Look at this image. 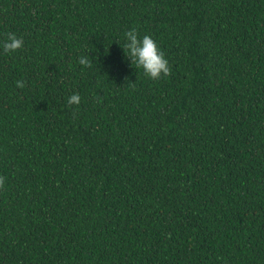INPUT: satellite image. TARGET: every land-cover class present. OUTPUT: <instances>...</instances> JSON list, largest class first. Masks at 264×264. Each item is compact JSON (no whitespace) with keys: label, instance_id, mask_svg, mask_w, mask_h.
I'll return each instance as SVG.
<instances>
[{"label":"trees","instance_id":"1","mask_svg":"<svg viewBox=\"0 0 264 264\" xmlns=\"http://www.w3.org/2000/svg\"><path fill=\"white\" fill-rule=\"evenodd\" d=\"M0 176V264H264V0H0Z\"/></svg>","mask_w":264,"mask_h":264},{"label":"clouds","instance_id":"2","mask_svg":"<svg viewBox=\"0 0 264 264\" xmlns=\"http://www.w3.org/2000/svg\"><path fill=\"white\" fill-rule=\"evenodd\" d=\"M123 42L122 49L126 58L131 64H135L137 68L142 69L148 78L158 80L170 74L169 61L158 42L151 35L145 34L141 37L137 30L132 28L123 33ZM22 47L23 41L15 33H9L7 39L3 42V49L10 53ZM79 63L88 65L89 60L86 56H81ZM17 86L23 87V84L17 81ZM80 102L81 97L76 93L67 99L69 105H79ZM4 183L5 177L0 176V187H3Z\"/></svg>","mask_w":264,"mask_h":264}]
</instances>
